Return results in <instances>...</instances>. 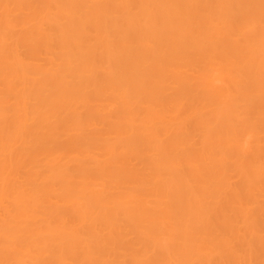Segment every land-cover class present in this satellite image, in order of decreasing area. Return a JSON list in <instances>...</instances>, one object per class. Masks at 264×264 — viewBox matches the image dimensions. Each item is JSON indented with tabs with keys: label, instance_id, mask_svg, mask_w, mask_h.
Masks as SVG:
<instances>
[{
	"label": "bare ground",
	"instance_id": "6f19581e",
	"mask_svg": "<svg viewBox=\"0 0 264 264\" xmlns=\"http://www.w3.org/2000/svg\"><path fill=\"white\" fill-rule=\"evenodd\" d=\"M0 264H264V0H0Z\"/></svg>",
	"mask_w": 264,
	"mask_h": 264
}]
</instances>
